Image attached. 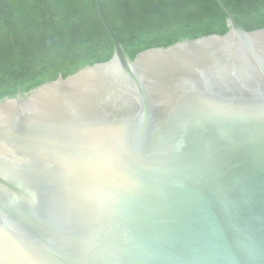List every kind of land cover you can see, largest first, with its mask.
Instances as JSON below:
<instances>
[{
    "label": "water",
    "instance_id": "water-1",
    "mask_svg": "<svg viewBox=\"0 0 264 264\" xmlns=\"http://www.w3.org/2000/svg\"><path fill=\"white\" fill-rule=\"evenodd\" d=\"M147 48L0 99V264H264V27Z\"/></svg>",
    "mask_w": 264,
    "mask_h": 264
},
{
    "label": "trees",
    "instance_id": "trees-1",
    "mask_svg": "<svg viewBox=\"0 0 264 264\" xmlns=\"http://www.w3.org/2000/svg\"><path fill=\"white\" fill-rule=\"evenodd\" d=\"M130 59L150 47L228 31L216 0H100ZM240 27H264V0H222ZM96 0H0V99L113 55Z\"/></svg>",
    "mask_w": 264,
    "mask_h": 264
}]
</instances>
